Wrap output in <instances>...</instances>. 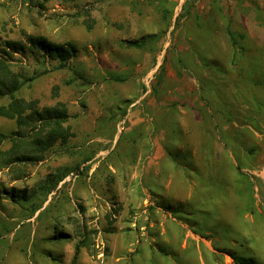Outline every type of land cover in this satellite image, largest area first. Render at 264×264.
<instances>
[{
	"label": "rangeland",
	"instance_id": "374dc122",
	"mask_svg": "<svg viewBox=\"0 0 264 264\" xmlns=\"http://www.w3.org/2000/svg\"><path fill=\"white\" fill-rule=\"evenodd\" d=\"M22 30L77 48L62 68L13 67L37 76L16 97L64 103L74 137L38 164L0 168V188L28 198L0 195V264H70L81 222L97 233L79 264H225L224 252L264 263V0H0V38L23 41ZM149 89L170 104L142 112L158 114L169 156L138 179L128 168L149 151L147 129L128 131L123 108ZM15 129L0 117V132ZM95 154L120 173L92 191L81 163Z\"/></svg>",
	"mask_w": 264,
	"mask_h": 264
},
{
	"label": "trees",
	"instance_id": "16d2710c",
	"mask_svg": "<svg viewBox=\"0 0 264 264\" xmlns=\"http://www.w3.org/2000/svg\"><path fill=\"white\" fill-rule=\"evenodd\" d=\"M86 27L91 29V24L87 23ZM21 34L23 41L0 38V100H8L5 105H0V117L14 120L16 127L15 131L9 134L0 132V168H14L17 172L19 166L42 162L46 151L56 143L66 144L70 138L74 137V132L67 124L70 115L64 103L57 101L52 106L39 108L37 99L25 100L16 97L23 85L33 81L37 76L22 78L18 72L13 70L14 65L19 59L26 60L32 57L35 60L41 58L56 61L58 67L62 68L77 53L76 46L71 43L56 44L43 36H33L23 30ZM128 44L137 46L138 42H128ZM115 80L122 81L121 78H115ZM58 89L57 85L52 87V97L58 96ZM6 143L10 146L3 149ZM64 177L57 175L58 183ZM18 179H20L19 176L15 178V180ZM0 195L23 201L28 199L25 190L14 188L9 190L0 188ZM96 233L97 230L88 228L86 223L79 224L70 264H79L78 254L82 248L91 258L95 257L93 236ZM64 237L67 236L59 235L56 239H64ZM104 253L102 252L103 255ZM229 256L232 264H264L253 257H241L232 253Z\"/></svg>",
	"mask_w": 264,
	"mask_h": 264
},
{
	"label": "crops",
	"instance_id": "0c3cea01",
	"mask_svg": "<svg viewBox=\"0 0 264 264\" xmlns=\"http://www.w3.org/2000/svg\"><path fill=\"white\" fill-rule=\"evenodd\" d=\"M139 45V44H138ZM153 54L151 53H146L144 55L143 61H149L152 58ZM193 106L194 104V100L191 102ZM170 104L169 103H164L161 101H158L157 96L154 94V92H152L151 89L146 90L136 101H134L133 103H127L123 110L126 112L125 114V118L122 120L123 123L128 120L131 122V126L130 127H126V129L128 128V131H133L135 128H142L145 127V129H147L144 133H145V137L148 136V144H149V151L147 153H145L144 155L139 153V155H136L135 158L137 159V165L134 167H129V172L130 174H132V177L134 178V176L139 179V174L142 172L144 174H147L151 171V169L156 168L158 170V166L160 167L161 160L162 159H167L169 156V153L166 150H161L160 149V141L163 139H165V134L166 131H164L161 128V125L159 123V118H158V114L156 115H145V110H150V111H154V112H160L161 109L163 110H167L169 111L171 108L169 107ZM118 109H121L119 106L117 107ZM182 109H184V107H182L180 105V108L178 109V111H182ZM123 111V112H124ZM137 117L135 120L131 121L133 117ZM167 136V135H166ZM144 137V138H145ZM167 139V138H166ZM104 140V139H103ZM102 140V141H103ZM168 142V139H167ZM84 161H82L83 163H81V166H89V169L87 171V175H88V180H89V189L90 190H95L93 189L92 185L97 188L96 186L98 184H100V187L106 186L107 183L103 180V177H105L106 173H111L108 174L110 175V177H112V175H118L120 172H116V169H114V167L110 164L105 163V157L100 156L99 154H95L93 156H89L86 157L85 159H83ZM128 167V166H127ZM102 169V170H101ZM140 169V171H139ZM103 170H105V172H103ZM98 172L100 173H104V175H100L98 174ZM143 174V175H144ZM92 176H95L92 181L91 178ZM64 180L65 178H63L60 182L59 185H63L64 184ZM107 187V186H106ZM136 191L138 192V190L136 189ZM148 192V190L145 189V194ZM150 192H148L149 194ZM144 204H153V201L151 200V196L149 198H144L143 202ZM156 208L155 212L157 214H159L160 212H164L162 210V208L160 206L155 205L154 206ZM167 214H169V212L166 211ZM167 214L164 213L165 218H163L164 222H173L178 224L180 227L182 228H187V225H185L182 222L179 221H175V219L172 218V216L169 214V217L171 216V218H167ZM160 216V214H159ZM160 224L162 226V222L161 221H156L152 223V226H156V224ZM173 229V228H172ZM189 237L192 238H200V236H198L196 233L187 230V234ZM203 243L205 244V246L208 247L207 245V241H203ZM229 252L228 253H223L224 257H227L229 259V261H227L226 258L223 257V260L225 262V264H232V260L229 256Z\"/></svg>",
	"mask_w": 264,
	"mask_h": 264
}]
</instances>
